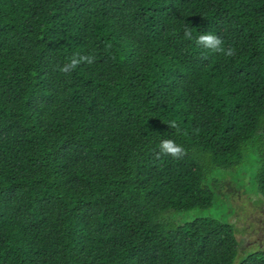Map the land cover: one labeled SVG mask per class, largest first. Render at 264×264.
Returning <instances> with one entry per match:
<instances>
[{
    "label": "trees",
    "instance_id": "obj_1",
    "mask_svg": "<svg viewBox=\"0 0 264 264\" xmlns=\"http://www.w3.org/2000/svg\"><path fill=\"white\" fill-rule=\"evenodd\" d=\"M240 169L264 195V0H0V264H264L207 213Z\"/></svg>",
    "mask_w": 264,
    "mask_h": 264
},
{
    "label": "rangeland",
    "instance_id": "obj_2",
    "mask_svg": "<svg viewBox=\"0 0 264 264\" xmlns=\"http://www.w3.org/2000/svg\"><path fill=\"white\" fill-rule=\"evenodd\" d=\"M246 173L245 169H240L218 174L222 187L220 191L216 190L215 203L207 211L234 226L240 244V257L237 256V261L242 255L257 250L256 246L260 242L258 235L264 241V195L256 189L252 176ZM187 216L192 217L194 213H185L177 218L181 221Z\"/></svg>",
    "mask_w": 264,
    "mask_h": 264
},
{
    "label": "clouds",
    "instance_id": "obj_3",
    "mask_svg": "<svg viewBox=\"0 0 264 264\" xmlns=\"http://www.w3.org/2000/svg\"><path fill=\"white\" fill-rule=\"evenodd\" d=\"M184 37L188 40L193 39L192 31L190 28L185 27L184 29ZM196 43L198 45H202L207 49H211L214 52L223 53L225 56H233L235 54V49L229 47L225 49L222 47L223 41L218 35H214L211 33L201 34L196 38ZM95 61V56L93 55H79L74 54L69 62L65 63L63 67H60L59 70L62 73H71L73 70L77 68L79 64L82 62H86L87 64H92ZM171 129H177L178 125L176 121H169L167 124ZM160 153L171 155L174 158H180L185 154V149L178 145L173 139H164L160 143Z\"/></svg>",
    "mask_w": 264,
    "mask_h": 264
},
{
    "label": "flooded vegetation",
    "instance_id": "obj_4",
    "mask_svg": "<svg viewBox=\"0 0 264 264\" xmlns=\"http://www.w3.org/2000/svg\"><path fill=\"white\" fill-rule=\"evenodd\" d=\"M221 187H222V186H221V182H220V186H219V188H217V190L220 191ZM223 203H224V202H223ZM258 238H259L258 240H259L260 242H259V244L256 246V248H257V249H262V248L264 249V241L261 239L260 235H258ZM255 241H256V240H254V241H248V243L251 244L252 242H255ZM239 246H240V244H239Z\"/></svg>",
    "mask_w": 264,
    "mask_h": 264
}]
</instances>
